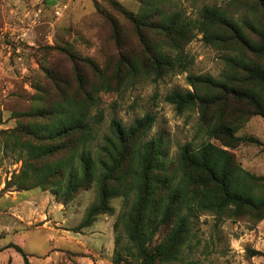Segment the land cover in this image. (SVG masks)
<instances>
[{
	"label": "trees",
	"instance_id": "1",
	"mask_svg": "<svg viewBox=\"0 0 264 264\" xmlns=\"http://www.w3.org/2000/svg\"><path fill=\"white\" fill-rule=\"evenodd\" d=\"M164 1L146 0L136 16L112 4L118 17L130 21L138 48H132L120 20L104 16L115 56L103 68L68 48H51L66 57L68 71L46 55L39 62L44 80L32 85L31 109L12 114L15 126L0 130V154L10 149L23 155L4 192L39 189L67 206L93 189L96 202L80 229L101 215L113 216L111 203L123 200L128 210L118 220L126 216L130 246L125 255L115 250L112 264H176L192 235V211L220 219L246 217L254 225L264 220V178L243 170L231 152L241 144L258 143L237 135L249 117L264 121V0H252L256 23L236 22L211 7L201 10L198 21H186L158 7ZM195 29L208 43H224L229 52L224 70L217 78L188 76L193 91H173L165 100L178 114L196 111L200 132L216 144H186L167 160L160 139L143 141L154 122L146 115L129 128L113 121L98 159L81 153L93 138L89 119L96 96L119 90L129 78L185 72L190 63L184 48ZM6 249L29 264L20 246L9 243L0 252Z\"/></svg>",
	"mask_w": 264,
	"mask_h": 264
},
{
	"label": "rangeland",
	"instance_id": "2",
	"mask_svg": "<svg viewBox=\"0 0 264 264\" xmlns=\"http://www.w3.org/2000/svg\"><path fill=\"white\" fill-rule=\"evenodd\" d=\"M144 2L146 0H0V130L15 126L12 114L31 109L29 98L34 94L32 85L44 80L39 62L46 55L52 57L55 66L68 71L66 57L51 48H68L83 59L93 60L100 68L105 66L108 58L115 56L104 16L120 20L129 33L132 48H138L130 21L125 22L118 17L112 4L136 16ZM158 7L168 14L179 13L191 22L200 19L204 7L227 13L239 23L257 22L252 0H165ZM223 44L208 43L204 35L195 29L193 38L184 48L190 63L185 72H173L161 78L152 75L129 78L119 90L99 93L89 119L93 138L81 153H89L98 159V149L103 145L104 137L112 134L113 121L129 128L136 119L146 115L152 116L154 122L143 141L160 139L167 160L173 159L186 144L193 147H200L206 142L216 144L213 140L208 141L200 132L199 114L196 111L178 114L165 99L173 91H193L187 82L188 76L219 77L224 70L223 58L229 54ZM237 135L258 142L241 144L231 150L237 163L246 172L264 178L263 119L259 116L249 117ZM20 156L23 155L10 149L0 154V234L6 230L11 232L0 240V246L10 242L19 245L26 254L33 256L35 264H81L78 261L82 257L85 261L83 264H112L115 250L126 254L124 248L130 246L125 229L126 216L118 220L128 210L123 206L122 199L111 203L113 216L101 215L92 226L82 229L80 225L87 210L96 202L93 189L81 192L67 206L61 205V212H53L56 200L50 192L40 194L37 189L21 192L17 196L18 202L22 199L28 201L27 209L12 206L16 204L10 199L13 196L9 199L6 196L14 191L4 192L3 189L18 174L22 166ZM15 211L36 221V225L40 224L37 219L46 213L51 219L55 218L51 226L56 221L61 222V230L67 232L66 235L79 238L77 234H82L84 245L91 251L81 253L71 244L67 247L76 254H58L55 248H62L63 243L51 244L49 237L52 233L46 230L22 229L20 232L24 235L13 234L12 230L17 228ZM190 220L192 235L176 264H264V220L254 225L246 217L220 219L211 214L196 215L194 211L190 213ZM156 239L160 241V238ZM10 254L13 258L0 255V264L23 263L14 250Z\"/></svg>",
	"mask_w": 264,
	"mask_h": 264
},
{
	"label": "crops",
	"instance_id": "3",
	"mask_svg": "<svg viewBox=\"0 0 264 264\" xmlns=\"http://www.w3.org/2000/svg\"><path fill=\"white\" fill-rule=\"evenodd\" d=\"M34 190H36V189H34ZM37 190H39V189H37ZM30 191H32V190H30ZM24 192H28V191H24ZM20 193L21 192H12V193H10V195L8 196H6V198L7 199H9L10 198V196H13L12 198H10V199H12L13 201H15L16 202V204H14V205H12V206H15V207H17V208H23V209H27L28 207H29V205L27 204V202L28 201H24V199H22L20 202H18V200H17V196H19L20 195ZM44 193H48V192H43V191H41L40 190V194H44ZM42 203H44V202H42ZM41 203V204H42ZM49 204V203H48ZM11 206V207H12ZM54 210L55 211H53V212H61V204H59V203H55L54 204ZM16 213H15V215H14V221H15V223L17 224V228L16 229H13L12 230V233L13 234H16V235H24V234H22L20 231H22V229H24V231H29V230H33V229H41V230H46V231H48V232H50V233H52L51 234V236L49 237V242L52 244V243H55V242H58V243H60V242H62L63 243V246H62V248H59L58 246H57V248H55L56 249V251H58V254H59V252H60V254H61V252L62 253H64V252H66L67 254L69 253V255L71 254L72 255V253H74L73 251H71L70 250V248L69 247H67V245H71V244H74L75 246H76V248H78L79 250H80V252L82 253V252H84V253H89L90 251H89V249L84 245V243H83V241H82V237H83V235L82 234H77V235H79V238H76L75 236H71V235H66V233L67 232H65V231H62L61 230V227H60V223L61 222H58V221H56V222H54L55 223V225L54 226H51V224H52V220L54 221L55 220V218H52L51 219V217L49 216V215H46V213L43 215V216H41L39 219H37L38 220V222L40 223L39 225H36L37 224V222L36 221H31V220H29L25 215H19L18 213H17V211H15ZM30 216V215H29ZM51 219V220H50ZM61 221V220H60ZM36 222V223H35ZM36 225V227L34 228V226ZM11 232H8L7 230H6V232H2L1 234H0V240H2L4 237H5V235H7V234H10ZM76 233H78V232H76ZM84 234V233H83ZM27 238H28V236L27 235H25ZM26 237L24 238V239H26ZM10 243H13V242H10ZM9 244V243H8ZM8 244H5V245H1L0 246V249L1 248H4L6 245H8ZM15 244V243H14ZM17 245V244H16ZM19 246V245H18ZM13 249H6V250H3V251H1L0 252V255H8V257L10 256L11 258H13L12 256H11V251H12ZM54 250V249H53ZM24 251V250H23ZM18 254V253H17ZM57 254V255H58ZM65 254V253H64ZM74 254H76V253H74ZM27 256H28V262H29V264H35L34 263V260H33V256L32 255H28V254H26ZM56 255V256H57ZM20 256V255H19ZM21 257V256H20ZM58 257H59V255H58ZM22 258V257H21ZM97 259V258H96ZM23 260V259H22ZM97 260H99V259H97ZM79 263L81 262V264H83V263H85V261H84V257H82V258H80V260L78 261ZM22 264H24V262L22 263ZM52 264H54V262H52Z\"/></svg>",
	"mask_w": 264,
	"mask_h": 264
},
{
	"label": "built area",
	"instance_id": "4",
	"mask_svg": "<svg viewBox=\"0 0 264 264\" xmlns=\"http://www.w3.org/2000/svg\"><path fill=\"white\" fill-rule=\"evenodd\" d=\"M56 14L59 15V12L57 11Z\"/></svg>",
	"mask_w": 264,
	"mask_h": 264
}]
</instances>
